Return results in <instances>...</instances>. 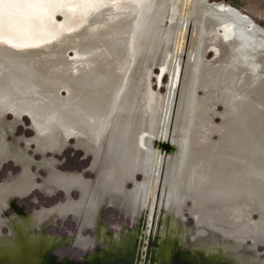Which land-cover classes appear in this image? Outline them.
Wrapping results in <instances>:
<instances>
[{
	"label": "rangeland",
	"instance_id": "1",
	"mask_svg": "<svg viewBox=\"0 0 264 264\" xmlns=\"http://www.w3.org/2000/svg\"><path fill=\"white\" fill-rule=\"evenodd\" d=\"M158 9L0 0V264H264V0Z\"/></svg>",
	"mask_w": 264,
	"mask_h": 264
},
{
	"label": "bare ground",
	"instance_id": "2",
	"mask_svg": "<svg viewBox=\"0 0 264 264\" xmlns=\"http://www.w3.org/2000/svg\"><path fill=\"white\" fill-rule=\"evenodd\" d=\"M153 1H157V3L159 4L158 13L166 16L167 15L166 12L167 11L168 12L171 11L172 22H173L174 18L177 16V12L179 14H181L184 18L191 16V14L194 12V11H192V9H194V5H195V2H196V0H153ZM201 7H202V9L205 12V16L206 17H208V16H210V17L221 16L223 18V21H222L223 25L224 26L231 25L232 26L231 29L235 31V34H236V36L238 38H243V36H245V34L243 33V30L241 32L239 29L246 28L247 25H249L251 20L248 19L246 16L242 15V13L239 12L237 9L229 8L227 6L214 7V6H211V5H209L208 3H205V2L202 4ZM253 32H256V30L254 29ZM250 33H252V32H250ZM181 35H184L183 32H181ZM179 37L182 38L184 36H179ZM245 37H246V40L244 42V46L252 45V44L255 43V40H254L253 36L249 37V36L246 35ZM153 153H154L153 150L148 148L146 159L148 160L153 155ZM23 227H24V223H23ZM138 241H141V238H138ZM15 249H16V246L8 245L7 248H4L2 251H0V258H2L1 256H4V257L8 256V257H11L10 260L12 259V262H16L19 259L29 257V254L26 253L25 249H20V250H15ZM29 249L32 251L31 256H33V254H35L37 252L31 247H29ZM29 249H27V250H29ZM165 261H166V259H165ZM45 264H50V263L47 262ZM102 264H104V263H102Z\"/></svg>",
	"mask_w": 264,
	"mask_h": 264
},
{
	"label": "water",
	"instance_id": "3",
	"mask_svg": "<svg viewBox=\"0 0 264 264\" xmlns=\"http://www.w3.org/2000/svg\"><path fill=\"white\" fill-rule=\"evenodd\" d=\"M50 264H88V263H85L79 259L72 257V256H68V257L60 259L58 261L52 262Z\"/></svg>",
	"mask_w": 264,
	"mask_h": 264
},
{
	"label": "crops",
	"instance_id": "4",
	"mask_svg": "<svg viewBox=\"0 0 264 264\" xmlns=\"http://www.w3.org/2000/svg\"><path fill=\"white\" fill-rule=\"evenodd\" d=\"M105 264V263H104Z\"/></svg>",
	"mask_w": 264,
	"mask_h": 264
}]
</instances>
